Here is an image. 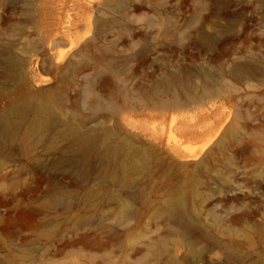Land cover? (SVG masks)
<instances>
[{
  "label": "rangeland",
  "instance_id": "374dc122",
  "mask_svg": "<svg viewBox=\"0 0 264 264\" xmlns=\"http://www.w3.org/2000/svg\"><path fill=\"white\" fill-rule=\"evenodd\" d=\"M85 1L0 0V264H264V0Z\"/></svg>",
  "mask_w": 264,
  "mask_h": 264
},
{
  "label": "bare ground",
  "instance_id": "6f19581e",
  "mask_svg": "<svg viewBox=\"0 0 264 264\" xmlns=\"http://www.w3.org/2000/svg\"><path fill=\"white\" fill-rule=\"evenodd\" d=\"M85 2L90 7L98 6L99 9L103 12L104 11H113V10L116 11V9L118 7L117 6V3H118L117 0H86ZM119 6H120V4H119ZM82 21H83L82 25L85 28V34L79 35L76 32L71 33V32H69L70 30L68 29L67 34H66V38H67L66 51H55V53L53 54L54 61L59 64L57 66L58 68H60V67L66 68V67L71 66L72 70H74L76 68V65H75V63H73V66H72L70 60L73 58V56H76L78 54L81 55L82 52L85 50L86 46H88L89 43L95 41L93 34H90V36L87 35L88 33L92 32V28H93V27H91V25H93V24H91L92 21L89 18L88 19L82 18L81 20H77V22H73L71 26H74V29H76L79 26L77 23L78 22L81 23ZM80 26H81V24H80ZM54 42H56V41H54ZM9 58H10L11 62L16 61L13 56H10ZM217 58H218L217 56H214L213 60L216 61ZM99 59L100 58H98V60ZM248 67H249V65L247 63L232 65V67L229 69V75L234 76V77H243L245 79H248L250 77V74L248 73V71L246 72ZM174 102H175V100H174ZM162 104H166L165 101H162ZM227 110L228 111L226 113L223 112V109L221 110V112L217 111L219 120L228 118L229 116H231L232 119H235L237 117L238 113L236 112L237 114L236 113L233 114L234 110L232 107L228 108ZM238 117H239V115H238ZM2 126H3V123L0 122V127H2ZM176 148H178V147L174 146L175 152H177L175 150ZM203 148L204 147H201L200 150H202ZM187 150L183 149L184 154H185V152H187ZM180 153H182V151ZM188 153H191V151H189ZM184 156H189V155L186 154ZM127 214H128V211L126 210L124 212V215H127ZM168 216L171 218H174L176 221H178L180 223V225L182 226V228L184 229V232H187V230L194 229L196 227L198 228L200 226V224H197L196 222H194V220L190 219V217L187 215L186 211L182 208V206L173 208V210L168 212ZM185 243L191 249L190 251H187L188 253H190V260L192 262L198 263L199 259H200L199 258V256H200L199 251L195 248V245L192 242L188 241ZM177 261H178V263L181 262V260H177ZM168 263L169 264H177L176 260H172V259L169 260Z\"/></svg>",
  "mask_w": 264,
  "mask_h": 264
}]
</instances>
